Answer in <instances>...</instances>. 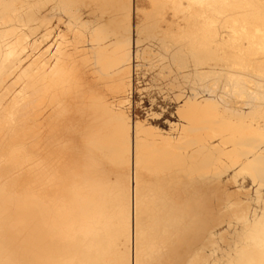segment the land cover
I'll return each mask as SVG.
<instances>
[{
  "label": "bare ground",
  "instance_id": "bare-ground-1",
  "mask_svg": "<svg viewBox=\"0 0 264 264\" xmlns=\"http://www.w3.org/2000/svg\"><path fill=\"white\" fill-rule=\"evenodd\" d=\"M149 1L0 0V264H264L253 28L220 18L262 3ZM169 54L191 57L189 91L135 118L138 62ZM209 69L238 82L200 95ZM166 114L167 129L153 123Z\"/></svg>",
  "mask_w": 264,
  "mask_h": 264
},
{
  "label": "rangeland",
  "instance_id": "rangeland-1",
  "mask_svg": "<svg viewBox=\"0 0 264 264\" xmlns=\"http://www.w3.org/2000/svg\"><path fill=\"white\" fill-rule=\"evenodd\" d=\"M79 1V0H78ZM134 1V5L135 6H139L140 8H146L147 7V10L148 9H150V7H151V2L149 1V0H133ZM240 2V5L242 6V0H239ZM252 2H254V5H256V4H258V3H260L259 1H261V5H256V7L255 8H252V11L251 10H247V9H251V7L250 8H248V7H240L239 9H240V11H238V9H237V11L239 12H237V14H236V9H235V11H233V13H232V10L231 11H228V13L226 12L225 14H223V15H220V18L222 19V16H223V18H224V16L227 18V19H230L229 21L231 22H234L235 24H238V25H236V27H241L240 29H242V26H244V25H247V26H249V25H251L250 27H251V29L253 28L255 31H254V33H253V29L252 30H249L250 28L249 27H247V29L248 30H246L245 32H241L242 34H241V43L242 44H244V48H243V51H244V54H243V56L244 55H246V56H244L245 58H244V61H250L249 63H252L253 62V64L255 65V66H258V67H248V65H249V63L248 62H245V64H244V69H246V68H248V70H246V71H248L247 73H246V71H245V79L246 80H244L245 81V86H244V92H245V94H246V97H247V95H248V97L247 98H249V99H254L257 95H258V98L256 97V100H258L259 99V96L260 97H263V98H260L259 100H261L262 99V101L264 100V90H263V88H264V79H262V81L260 80V81H258L259 80V78L263 75V77H264V65H260V64H256L255 62H254V60H252V58L250 57L251 55L252 56H254L255 55V52L257 53L255 56L256 57H261V55L264 53L263 51H264V39H263V37H264V9H263V3H264V0H256L257 2H255L254 0H251ZM243 2H244V0H243ZM239 3H238V5L237 6H240L239 5ZM252 6V7H253ZM260 6H261V8L262 9H260ZM244 8V9H243ZM259 8V9H258ZM254 9L256 10V11H254ZM234 10V9H233ZM243 10H246V11H242ZM262 10V11H261ZM253 11L255 12V14L253 15ZM259 11V12H258ZM232 13L233 15H231L230 13ZM248 12H250L249 13V16H247L248 15ZM252 12V13H251ZM263 13V14H261L260 15V13ZM241 14V15H240ZM247 14V15H246ZM250 14H251V16H250ZM214 15H215V13H214ZM218 15V14H217ZM216 15V16H217ZM252 15H253V17H254V19H253V17H252ZM230 16V17H229ZM242 16V18H240L239 19V17H241ZM245 16V17H244ZM246 16H247V18H246ZM259 18H258V17ZM229 17V18H228ZM171 18V17H170ZM219 18V17H218ZM221 19H219V21H221ZM239 19V20H238ZM246 19V20H245ZM252 19V20H251ZM255 19H257V20H255ZM259 19H260V22H259ZM262 19H263V21H262ZM139 19L138 18H135V22H137ZM240 20H242V23H241V21ZM251 20V21H250ZM253 20L255 21V22H253ZM178 21H180V23H181V21L182 20H178ZM237 23H236V22ZM251 22V23H248V22ZM256 21H258V23H256ZM239 22V23H238ZM245 22V23H244ZM254 23V25L255 26H257V25H259V23L261 24V25H259V26H261V28H263L262 30H260V27L258 26L257 28L254 26V27H252V25H253V23ZM262 22V23H261ZM182 23H184L183 21H182ZM263 24V25H262ZM258 28H259V30H258ZM227 30V31H229L230 30V28H228V27H220V30ZM250 31V32H249ZM253 33L254 34V36H253V34H250L249 35V33ZM260 32V33H259ZM263 32V33H262ZM245 33V34H244ZM247 34V35H246ZM257 34H260L259 36L257 35ZM254 37V38H253ZM244 38V39H243ZM245 38H246V41H245ZM251 38V39H250ZM257 38V39H256ZM249 40H252V41H249ZM247 43V45H245V42ZM254 42H255V44H254ZM251 43V44H250ZM257 43H258V45H257ZM246 46H247V48H246ZM263 46V47H262ZM143 47V45H141V47L140 48H142ZM159 48V50L161 49L160 47H158ZM256 48H259V49H256ZM260 48H261V50H260ZM249 49V50H248ZM158 50V49H157ZM252 50V51H251ZM259 50V51H258ZM248 51V52H247ZM252 52L254 53V55L252 54ZM262 52V53H261ZM248 53V54H247ZM259 53V54H258ZM261 54V55H260ZM169 55H171V58H170V56ZM168 56H167V60H168V64H167V61H166V59L163 61V62H161V63H159L161 60H159V58H157V57H151V56H149V57H147L148 58V60H151L150 62L149 61H147V58L145 59L147 62H148V64H146L147 62H145L144 60H140L138 63H142L141 65H140V67H138L139 69V71L137 72V77H136V87H137V89L134 91V94H133V103H132V106H131V108H130V110H131V113L133 114V116L135 117V118H141V119H144V118H147V115H148V113H149V110L151 109V108H153L154 110H157V111H160L161 110V107L162 106H165V107H167V108H169L170 109V111L171 110H173L174 109V107H175V104H176V102L174 101V100H171L169 97L167 98V99H165L166 97H167V93L165 94V92H168L169 91V89L170 90H172V92H171V94L172 93H174V94H176V92L178 93V91H180V90H182V89H184V90H182V91H185V92H188L189 91V86H190V84H189V82H188V80H189V78H188V75L190 74V73H192V70L190 71V69L189 68H191L192 69V59H191V57L188 59V60H186V59H180V61H178V65H181L182 63H184V60H186L187 62H185V64H182L181 66L182 67H184V65H186V67H188V69L189 70H187V68H182V67H177L178 65H176V64H174V61L172 60V56H173V54H169ZM249 55V56H248ZM258 55V56H257ZM260 55V56H259ZM177 56V55H176ZM254 56V57H255ZM151 57V58H150ZM178 57H181V55L179 54L178 55ZM210 57V56H209ZM212 57V56H211ZM210 57V58H211ZM246 57H248L247 59H246ZM263 57H264V55H263ZM262 57V58H263ZM153 58V59H152ZM154 59H157V60H154ZM233 59V58H232ZM249 59V60H248ZM264 59V58H263ZM181 60H182V62H181ZM210 59H208L207 60V62L209 61ZM231 60V59H230ZM144 61V62H143ZM156 61V62H155ZM159 61V62H158ZM173 61V62H172ZM232 61V60H231ZM243 61V62H244ZM152 62V63H151ZM210 63H212V64H215V62H214V60H213V58H211V61H209ZM166 65H165V64ZM188 63V64H187ZM191 63V64H190ZM233 63V62H232ZM145 64V65H144ZM155 64V65H154ZM160 64V65H159ZM171 64V65H170ZM211 64V67L212 66H214V65H212ZM252 64V65H253ZM263 64H264V62H263ZM163 65V66H162ZM167 67V65H168V68H165V66ZM188 65V66H187ZM152 66V67H151ZM175 68H174V67ZM202 67H203V65H201ZM250 66V65H249ZM261 66H263V68H261ZM161 68V69H160ZM162 68H163V71H160V70H162ZM176 68H178V71H179V73H178V71H177V69ZM180 68L182 69V70H180ZM250 68V69H249ZM251 68H253L252 69V71H251ZM257 68H259V70L260 71H256V70H258ZM167 69H168V71H167ZM169 69H172L173 71L171 72V74L169 73ZM254 69H255V71H254ZM164 70H165V72H164ZM187 70V71H186ZM261 70H263L262 72H261ZM209 71H212V73L210 72V75H209V73H207L208 75L207 76H209V77H206V78H204V79H201V81L199 80V82H198V87L197 88H199V89H197L198 91H199V94L200 95H202V94H205V92L204 91H209L211 88L213 89V87H214V85L216 86L217 84H220V87H221V91H223V89L228 85V86H231L232 84H235L236 85V83L238 82V78L237 77H232L231 75H229V76H226V75H222V77L223 76H225V78L224 79H221L222 77L220 76V75H217V74H219V73H215V72H213V69H209ZM251 71V72H250ZM253 71H254V73H253ZM160 72V73H159ZM162 72V73H161ZM163 72L165 73V74H163ZM190 72V73H189ZM202 72H203V70H202ZM250 72V73H249ZM259 73V75H258V73ZM249 73V74H248ZM252 73V74H251ZM261 73H263V74H261ZM188 74V75H187ZM247 74V75H246ZM255 74H257V75H255ZM164 76V77H162V76ZM187 75V76H186ZM206 75V74H205ZM204 75V76H205ZM212 75V76H211ZM251 75V76H250ZM255 75V76H254ZM158 76V77H157ZM203 76V75H202ZM249 76V77H248ZM213 77V78H212ZM215 77V78H214ZM227 77H229V78H227ZM230 77H232V78H230ZM164 80V82H163V80ZM188 78V79H187ZM210 78V79H209ZM235 80H234V79ZM258 78V79H257ZM262 78V77H261ZM260 78V79H261ZM155 79V80H154ZM215 79V80H214ZM225 79H227V80H225ZM230 79V80H229ZM213 80V81H212ZM223 80H225V81H227V82H225V81H223ZM252 80H253V82H252ZM255 80V81H254ZM152 81V82H151ZM205 81V82H204ZM214 81H216L215 83H214ZM235 81V82H234ZM240 81V80H239ZM166 82V83H165ZM169 82V83H168ZM176 83V86L174 87L173 86V88L172 87H170V86H172V85H170V83L172 84V83ZM218 82V83H217ZM229 82V83H228ZM252 82V83H251ZM255 82H256V84H255ZM162 83H165L166 85H170L169 87L168 86H166L165 84H163V85H165V86H162ZM207 83V84H206ZM222 83V84H221ZM224 83L226 84V85H224ZM228 83V84H227ZM249 83V84H248ZM251 83V84H250ZM262 83V84H261ZM211 84H214V85H211ZM248 84V85H247ZM252 84H254V86L252 85ZM178 85V86H177ZM204 85V86H203ZM225 87H224V86ZM234 85V86H235ZM249 85H251L250 87H249ZM212 86V87H211ZM161 87H162V89L164 88V89H166L165 91H164V89L162 90L161 89ZM210 87V88H209ZM219 85H217V89L218 90H215V89H213L212 91L213 92H211V94H215V91H220L219 90ZM224 87V88H223ZM256 87V89H254ZM260 87H261V89H260ZM168 88V89H167ZM248 88H250V90L248 89ZM180 89V90H179ZM238 89V87L236 88V90ZM246 89H248V90H246ZM252 89V90H251ZM155 90V91H154ZM161 90H162V93H161ZM168 90V91H167ZM178 90V91H177ZM227 90V89H226ZM226 90H224V91H226ZM261 90V91H260ZM174 91V92H173ZM211 91V90H210ZM249 91H251V92H249ZM258 91V92H257ZM149 92V93H148ZM164 92V93H163ZM236 93H235V95L237 94V92H238V90L237 91H235ZM254 92V93H253ZM259 93V94H257V93ZM208 93V92H207ZM249 93H251V96H250V94ZM253 94L255 95V97H252L253 96ZM262 95V96H261ZM165 96V97H164ZM250 96V97H249ZM163 97H164V100H163ZM153 100V101H152ZM154 102V103H153ZM160 102V103H159ZM157 104V105H156ZM173 108V109H172ZM167 119H174L173 117H171L169 114H166L165 116H161L157 121H154L153 123L155 124V125H159L161 128H164V129H167L168 128V126H166V124L164 123L165 121H167ZM242 180L240 179V182H241ZM212 199L214 200H212L213 202H216V198L212 195ZM210 207H213V205L212 206H210ZM212 215H213V212H212ZM216 230H217V226H215L214 227V229H213V231L214 232H216ZM216 237H217V235H216ZM214 262H215V258H214ZM211 264H213V259H212V261L210 262ZM208 264H209V262H208Z\"/></svg>",
  "mask_w": 264,
  "mask_h": 264
}]
</instances>
